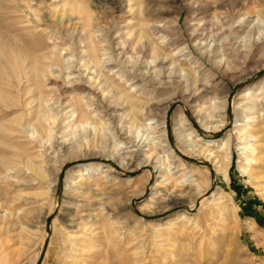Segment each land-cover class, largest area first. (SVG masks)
I'll list each match as a JSON object with an SVG mask.
<instances>
[{"label":"rangeland","instance_id":"rangeland-1","mask_svg":"<svg viewBox=\"0 0 264 264\" xmlns=\"http://www.w3.org/2000/svg\"><path fill=\"white\" fill-rule=\"evenodd\" d=\"M83 51L110 60L97 68L105 92L86 90ZM44 57L62 73L41 83L49 102L39 106L26 68ZM262 72L264 0H0V264H264V133L243 176L234 122ZM70 79L78 102L93 101L78 105L82 127L66 102ZM196 105L223 131L201 146L231 138L228 179H214L207 155L167 162L175 125L193 128ZM164 163L168 182L152 174Z\"/></svg>","mask_w":264,"mask_h":264},{"label":"bare ground","instance_id":"bare-ground-1","mask_svg":"<svg viewBox=\"0 0 264 264\" xmlns=\"http://www.w3.org/2000/svg\"><path fill=\"white\" fill-rule=\"evenodd\" d=\"M77 8H78L77 4H75L73 2L71 4V11L75 12V10ZM79 20H82L84 23H86L87 21L89 22L90 19L89 18L85 19L83 16H79ZM148 28L150 30L154 31L155 33H157L158 31H164V29H166V28H159L156 26H148ZM74 32L79 34V29L75 28ZM81 44H82V47L84 48L83 44H86V43L81 42ZM82 54H83V56H82L83 57L82 67L84 68V72L81 75L85 76L84 78H85V83H86V85H85L86 90H87V88H98V91H101V92L104 91L107 88L108 84L105 80H102L100 77H98L97 68H98V65H102V66L106 67L107 62H110V60L102 59L99 62H96L92 58V55L89 53V51L88 52L83 51ZM128 54H129V52H128ZM46 56H49V55H46ZM66 59H67L66 69L69 72L67 77H70L72 75L71 73L73 72L71 70L74 68L76 60L74 58H71V57H68ZM48 60H49L48 57H44V61L46 63H44V62H33L32 65L30 64L31 65L30 67L26 68V74L29 77V79L33 82V85L36 88L35 90L38 93L39 106H41V103L49 102L47 97H45L43 95L44 93H42L43 89L41 87V83H44L45 84V85L43 84L44 87H46L48 90V86L52 85L53 83H57L60 80V75L62 73L59 69H57V68L54 69V67L50 66L51 63H47ZM53 66H54V64H53ZM263 75H264V72L258 74L256 76V78L262 77ZM78 84H80L78 80H71V79L65 81V84H64V88L66 89V92L69 94L68 100H66V102L71 104L70 105L71 106L70 107L71 108L70 113L72 115L70 117L72 119L74 118V116L79 111L78 110L79 103L86 102L88 104V107H92V105H93V101H91V100L86 101L87 98H85V97H81V98H83V99L79 100L81 102L77 101L79 98H76L77 96H75V92L78 89V86H79ZM40 89H42V90H40ZM84 90L85 89H83L79 92L84 93L85 92ZM50 91H52V90H50ZM263 92H264V78L261 81L255 83L251 86H248L246 89H244L240 93L239 99L242 100L243 102H246L247 104L241 103L238 105V107L241 106V108H242V112H241L242 117L240 119L238 118L239 115H237V114L234 115L235 130H237L236 134H237L238 139H239L238 147H239V151L242 152V155H243L242 159H241V163H240L241 164L240 170H241V173L243 174V176L248 175V171H249L248 167L251 166L252 160L250 159L251 158L250 155L254 152V151L252 152L251 150H255V149H253L254 148L253 142H255L254 139H255L257 134L264 133V126H263V124H264V121H263L264 120V95H263ZM89 97H90V94H89ZM259 97L261 98L260 101L258 99ZM107 98H108L107 95H104L103 99H102L103 102H105L107 100ZM113 98H115V97H113ZM255 98L258 99L257 102H255L253 100ZM108 99H110V98H108ZM117 100H118V104H117L118 107H116V106L115 107L119 108V109H124V107L127 105V103H124V102L122 103L121 99H117ZM110 102H112V100ZM231 102L233 105V109L231 107V113H232V110L236 111L238 107L237 108L235 107L234 101L231 100ZM108 104L109 103H107V105ZM182 106H183V110L187 111V105L182 104ZM193 112L196 113L198 121L196 122L193 118H190V121L193 125V128H191L189 131L185 130L186 123H188V120L184 117H181V119L177 122V125H175L176 127L179 126L178 129H174L176 131L175 136L177 137V140L179 142V146H175L174 143L169 142V140L171 142H173L172 139H173L174 134L172 133V129H171L172 128L171 120L166 121L165 133H167V138H168L169 144H172V146H171L172 148L169 149L170 151L168 154L167 162L170 160L171 156H174L173 158L177 159V160L181 159L180 158L181 156L182 157L187 156L189 159H191V156L188 155L189 151L191 153H193L194 155L195 154L200 155V156L201 155H204V156L207 155L206 157L211 160V165L209 166L210 168L209 167L208 168H209L210 173L212 172L214 179H216V175L218 173H222L224 175V177L226 179H228L227 168L230 166V161L232 160L231 138H229L228 140L227 139L226 140L221 139L219 141H214L213 139L209 138L208 140H205V145L201 146V144H199L198 142L200 140L203 141V137H206V134L211 135V137H213L215 139L217 137L219 138L221 136V134H223V133H221L223 131H222L221 127H217V125L213 126L215 122L213 121V118L210 117L208 114H206L204 117L200 116L201 114H204V113H203L202 109L201 110L198 109L197 105L195 106V110ZM249 114L251 115V117H248ZM76 116H77L76 117L77 119H80V122H79L80 124H78L79 127H82L84 124H81V123L84 119H86V117L83 114L82 115H76ZM53 120H54V118H53ZM75 128H77V127H75ZM53 129H55V127ZM94 129L97 130V127L94 126ZM147 131H149V130H147ZM178 131H179V133H178ZM32 132H33V130H32ZM218 133H220V134H218ZM50 137L52 138V135H50ZM49 141H51V139H49L48 142ZM215 146H217L216 147L218 149L217 151H214V149H208L210 147H215ZM175 149L178 152V155L177 154L175 155ZM186 151H188V152H186ZM124 159L125 158H122V161L120 163H118V166H122V162L125 161ZM146 160L148 162H151L152 157H148V158H146ZM163 165H164L163 167L155 166L153 171H152V174H157L160 178L163 179L164 182H168L169 178H168L167 173L170 171H168L167 163H164ZM100 167L101 166L98 165L96 167V169H93V167L87 166L84 169L77 171V176H80V177L89 176L91 173L93 174L94 172H98V170H100ZM212 184L213 183H211L210 190L208 189L204 193V195L199 199L200 205H202L205 201L209 200L210 198H212L214 196L213 194L210 195L212 193V191L214 190V189H212ZM61 194L63 195V193H61ZM208 195H210V196H208ZM160 196H161V194H158L157 199ZM163 199H164V197H163ZM163 201H161L160 203H162ZM191 211H192L191 208L186 210L185 213H182L180 215L179 219L184 221L185 219H187L188 212H191ZM146 217H148V216H146ZM170 226H174V224H171Z\"/></svg>","mask_w":264,"mask_h":264},{"label":"water","instance_id":"water-1","mask_svg":"<svg viewBox=\"0 0 264 264\" xmlns=\"http://www.w3.org/2000/svg\"><path fill=\"white\" fill-rule=\"evenodd\" d=\"M144 218H146V219H149V220H154V218L153 217H144ZM52 217L51 218H49L48 220H47V231L49 232L50 231V226H51V221H52ZM41 262H42V259L37 263V264H41Z\"/></svg>","mask_w":264,"mask_h":264}]
</instances>
